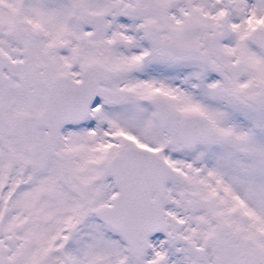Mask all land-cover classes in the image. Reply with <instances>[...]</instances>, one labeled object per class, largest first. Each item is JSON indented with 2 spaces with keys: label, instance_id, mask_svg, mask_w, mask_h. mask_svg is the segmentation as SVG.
<instances>
[{
  "label": "snow or ice",
  "instance_id": "obj_1",
  "mask_svg": "<svg viewBox=\"0 0 264 264\" xmlns=\"http://www.w3.org/2000/svg\"><path fill=\"white\" fill-rule=\"evenodd\" d=\"M0 264H264V0H0Z\"/></svg>",
  "mask_w": 264,
  "mask_h": 264
}]
</instances>
